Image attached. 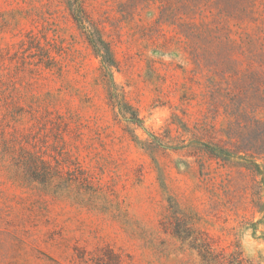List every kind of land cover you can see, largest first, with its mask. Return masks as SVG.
Returning a JSON list of instances; mask_svg holds the SVG:
<instances>
[{"label":"rangeland","instance_id":"374dc122","mask_svg":"<svg viewBox=\"0 0 264 264\" xmlns=\"http://www.w3.org/2000/svg\"><path fill=\"white\" fill-rule=\"evenodd\" d=\"M173 8L0 0V264H264L261 56Z\"/></svg>","mask_w":264,"mask_h":264},{"label":"trees","instance_id":"16d2710c","mask_svg":"<svg viewBox=\"0 0 264 264\" xmlns=\"http://www.w3.org/2000/svg\"><path fill=\"white\" fill-rule=\"evenodd\" d=\"M162 9L170 13L175 7L182 6L187 12H195L200 17L197 26L206 30L215 42L214 51L237 52L245 55L261 56L260 70L264 74V15L262 7L264 0H156ZM88 40L101 63L110 69L114 67L115 60L109 44L99 35L97 29L88 34ZM206 149L215 155L227 154L225 149L205 144ZM179 222L172 230L178 236L188 234L191 229L183 218L174 215ZM181 221V223H180Z\"/></svg>","mask_w":264,"mask_h":264}]
</instances>
